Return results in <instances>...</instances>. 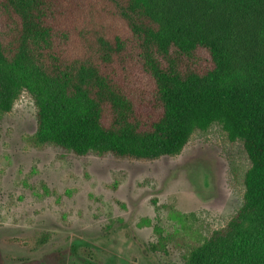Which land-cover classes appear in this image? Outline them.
Wrapping results in <instances>:
<instances>
[{
    "label": "trees",
    "instance_id": "trees-1",
    "mask_svg": "<svg viewBox=\"0 0 264 264\" xmlns=\"http://www.w3.org/2000/svg\"><path fill=\"white\" fill-rule=\"evenodd\" d=\"M24 91L36 143L77 155L174 156L218 124L241 205L185 263L264 264V0H0V114Z\"/></svg>",
    "mask_w": 264,
    "mask_h": 264
},
{
    "label": "rangeland",
    "instance_id": "rangeland-1",
    "mask_svg": "<svg viewBox=\"0 0 264 264\" xmlns=\"http://www.w3.org/2000/svg\"><path fill=\"white\" fill-rule=\"evenodd\" d=\"M34 114L25 91L0 114V264H186L241 205L249 160L218 124L146 160L38 144Z\"/></svg>",
    "mask_w": 264,
    "mask_h": 264
}]
</instances>
